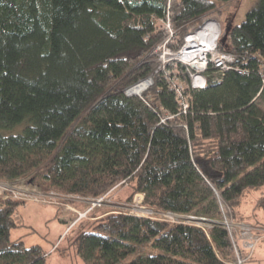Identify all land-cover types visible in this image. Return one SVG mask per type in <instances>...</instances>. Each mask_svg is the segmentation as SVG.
I'll use <instances>...</instances> for the list:
<instances>
[{
    "label": "trees",
    "instance_id": "1",
    "mask_svg": "<svg viewBox=\"0 0 264 264\" xmlns=\"http://www.w3.org/2000/svg\"><path fill=\"white\" fill-rule=\"evenodd\" d=\"M219 12L216 0H0V180L89 198L127 186V201L142 193L153 213L93 209L74 239L86 264L247 257L223 221H244L246 191L264 186V0L227 24L218 47L235 61L210 66L203 89L178 61L166 71L181 76L186 97L169 88L154 52L168 39L167 20L178 50ZM148 77L142 97L125 94ZM22 123L19 133L1 131ZM22 204L0 195V264H47L39 245L11 239ZM169 212L212 223L158 218Z\"/></svg>",
    "mask_w": 264,
    "mask_h": 264
},
{
    "label": "rangeland",
    "instance_id": "2",
    "mask_svg": "<svg viewBox=\"0 0 264 264\" xmlns=\"http://www.w3.org/2000/svg\"><path fill=\"white\" fill-rule=\"evenodd\" d=\"M216 2L221 12L215 13L210 17L217 18L220 22L222 32L218 39L217 44H219L227 24L232 23L236 25L243 22L247 12L255 5L257 0H216ZM163 25L165 29L168 28L166 23H163ZM197 29L198 27L190 30L186 34L196 32ZM172 30L174 32V34L172 33L174 37L175 28L172 27ZM167 34V40L170 41L172 38H170L171 34L169 35L168 32ZM186 38L187 36L185 35L183 40H186ZM163 45L165 44H162V46ZM167 46L172 52H178L182 49V45L178 50L172 49L169 43ZM158 50L159 48L157 46L154 52ZM217 50L222 53L224 52L221 51L219 47H217ZM160 51L163 50L160 49ZM224 53L234 56L229 52ZM157 57L161 62L163 78L167 85L169 84L168 79L171 80V78L177 79L179 83L181 76L166 71L167 65L163 63L159 53ZM172 62H175V60L170 63ZM165 65L166 67L164 68L163 66ZM148 78L139 80L135 85L126 88L124 92L134 86H139L141 82L144 83ZM217 78L216 76L215 81H219ZM184 89L185 88H183V92ZM125 94L127 95V93ZM136 96H138V94ZM25 125L26 123H22L13 129L1 131L6 135L19 133L23 130ZM18 181L19 182L0 180V193L3 197L23 201L24 203L20 205L16 213L18 226L11 230V239L21 238L26 246L39 245L47 252V264H86L84 258L77 253L74 239L79 233L87 230L88 221L94 220L90 213L93 209L117 213L130 211V213L138 216H151L153 214L151 208L143 202L144 194L137 193L133 197V200L127 201L130 192L127 186L119 188L114 187L111 193H106L107 198L104 199L101 205H94L93 207V202L106 194L98 198L81 197L80 195L62 193L55 190L45 191L39 188L38 185L25 181V179ZM263 193L264 186L246 191L238 212L240 217H244V221H235L229 215H224L223 223L227 226L233 241H237L239 248H243L245 250L244 253H247V257L238 259L236 262L237 264H241L245 259L248 260L245 261L244 264H264V209L257 206V200ZM165 215L161 213L158 218L160 217L171 222L178 221V218L175 216ZM62 218H66V220L64 219L63 221ZM180 218H188L189 221H194L197 225L205 228L210 227L212 223L203 221L201 220L202 218L194 216H183ZM140 250L147 253L163 252V250L156 248L148 250L147 247H141Z\"/></svg>",
    "mask_w": 264,
    "mask_h": 264
},
{
    "label": "built area",
    "instance_id": "3",
    "mask_svg": "<svg viewBox=\"0 0 264 264\" xmlns=\"http://www.w3.org/2000/svg\"><path fill=\"white\" fill-rule=\"evenodd\" d=\"M166 24L168 26L167 32L169 35L171 34L170 38H173L174 32L172 30L173 26L170 20H167ZM221 32V25L218 19L207 17L200 23L196 32H193L192 35L191 33L186 34L187 38L186 40H183L181 51L172 52L168 48V40H166L158 46L159 50L156 51V53L160 54V58L166 65L174 60L184 61L189 66L188 69L190 70V80L192 79V87L194 89H203L207 86L208 80L206 73L209 71L210 66L213 65L221 71H226L229 70L230 63H233L235 59L234 56L228 55L224 52H219V50H217V43ZM162 44L165 45L162 46ZM160 49L163 51H160ZM166 65L163 67L165 68ZM179 83L177 82V79L171 78L170 88L174 91H177L181 97H186L183 92L184 87L182 83H180L181 85ZM188 107V103L184 101L183 112H186ZM163 121H165V119H163ZM0 195L2 194L0 193ZM105 198H107V194L95 200L93 202V207L94 205H101ZM165 214L166 213H164V215ZM168 215L175 216L178 219L183 217L175 213H167L165 216Z\"/></svg>",
    "mask_w": 264,
    "mask_h": 264
},
{
    "label": "bare ground",
    "instance_id": "4",
    "mask_svg": "<svg viewBox=\"0 0 264 264\" xmlns=\"http://www.w3.org/2000/svg\"><path fill=\"white\" fill-rule=\"evenodd\" d=\"M176 61L184 64L186 68H189V66L184 61H182V60H176ZM234 61H235V59H234ZM230 64H232V63H230ZM168 81H169L168 86L170 88L171 80L168 79ZM152 83H153V79H152V77H149L148 80L144 81V83L141 82L139 86H134V87L130 88L129 90L125 91V93H127L128 96L138 94V96L142 97L143 92L145 90H147L152 85Z\"/></svg>",
    "mask_w": 264,
    "mask_h": 264
},
{
    "label": "water",
    "instance_id": "5",
    "mask_svg": "<svg viewBox=\"0 0 264 264\" xmlns=\"http://www.w3.org/2000/svg\"><path fill=\"white\" fill-rule=\"evenodd\" d=\"M198 220H199V219H198ZM201 220L212 222V221H210V220H208V219H204V218H202Z\"/></svg>",
    "mask_w": 264,
    "mask_h": 264
},
{
    "label": "crops",
    "instance_id": "6",
    "mask_svg": "<svg viewBox=\"0 0 264 264\" xmlns=\"http://www.w3.org/2000/svg\"><path fill=\"white\" fill-rule=\"evenodd\" d=\"M63 219V221H64V219L66 220V218H62Z\"/></svg>",
    "mask_w": 264,
    "mask_h": 264
}]
</instances>
